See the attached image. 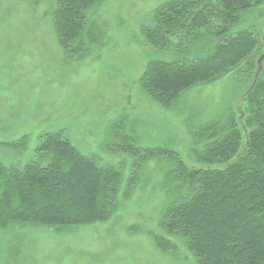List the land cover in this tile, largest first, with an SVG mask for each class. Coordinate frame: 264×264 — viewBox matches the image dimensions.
Listing matches in <instances>:
<instances>
[{
  "label": "trees",
  "instance_id": "16d2710c",
  "mask_svg": "<svg viewBox=\"0 0 264 264\" xmlns=\"http://www.w3.org/2000/svg\"><path fill=\"white\" fill-rule=\"evenodd\" d=\"M59 46L69 57L88 49L89 11L103 0H53ZM264 0H165L143 25V42L161 55L141 77L146 97L175 111L188 134L186 157L170 146H141L123 117L108 132V147L134 157L125 176L76 147L65 129L37 137L36 159L0 162V231L13 225L55 228L108 221L130 199L147 163L166 164L164 190L173 199L161 214L165 235L149 233L170 253L179 239L195 264H264ZM260 61V62H259ZM236 79L223 111L184 110L183 94ZM237 77V78H236ZM235 99V101H234ZM31 137L8 143L26 150Z\"/></svg>",
  "mask_w": 264,
  "mask_h": 264
},
{
  "label": "rangeland",
  "instance_id": "374dc122",
  "mask_svg": "<svg viewBox=\"0 0 264 264\" xmlns=\"http://www.w3.org/2000/svg\"><path fill=\"white\" fill-rule=\"evenodd\" d=\"M164 1L97 3L83 33L88 49L69 57L54 30L55 1L0 0V162L25 165L37 158L41 133L65 129L81 153L129 176L134 157L114 152L107 138L123 117L135 124L138 145L170 146L186 157L189 137L181 118L150 101L139 84L147 63L161 58L144 44L141 30ZM256 24L263 28L264 18ZM232 77L197 86L177 106L205 116L215 108L223 111L238 84ZM24 135L31 137L26 150L8 146ZM166 170V164L147 163L133 196L106 222L61 232L19 225L0 231V264H195L179 239L173 238L176 251L163 253L149 235L166 234L159 225L173 202L163 187Z\"/></svg>",
  "mask_w": 264,
  "mask_h": 264
},
{
  "label": "water",
  "instance_id": "95a60500",
  "mask_svg": "<svg viewBox=\"0 0 264 264\" xmlns=\"http://www.w3.org/2000/svg\"><path fill=\"white\" fill-rule=\"evenodd\" d=\"M260 62V61H259Z\"/></svg>",
  "mask_w": 264,
  "mask_h": 264
}]
</instances>
